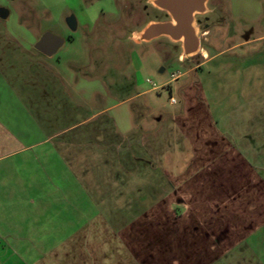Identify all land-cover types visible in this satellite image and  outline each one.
Segmentation results:
<instances>
[{"label": "crops", "instance_id": "1", "mask_svg": "<svg viewBox=\"0 0 264 264\" xmlns=\"http://www.w3.org/2000/svg\"><path fill=\"white\" fill-rule=\"evenodd\" d=\"M13 38L0 30V264H264V87L217 120L202 84L183 115L120 130L115 104L89 115Z\"/></svg>", "mask_w": 264, "mask_h": 264}, {"label": "rangeland", "instance_id": "2", "mask_svg": "<svg viewBox=\"0 0 264 264\" xmlns=\"http://www.w3.org/2000/svg\"><path fill=\"white\" fill-rule=\"evenodd\" d=\"M156 1L0 0L10 14L0 17V30L71 80L69 90L77 92L89 115L90 108L115 104L109 115L120 130L141 118L160 127L172 114L183 115L186 96L202 91V84L217 120L235 106L236 92L264 87L263 66L241 68L248 61L264 62V0H205L203 13L194 15L199 49L192 55L182 41L166 36L141 43L132 39L149 25L170 21ZM70 15L77 20L75 32L66 24ZM47 32L65 39L50 59L31 48Z\"/></svg>", "mask_w": 264, "mask_h": 264}, {"label": "water", "instance_id": "3", "mask_svg": "<svg viewBox=\"0 0 264 264\" xmlns=\"http://www.w3.org/2000/svg\"><path fill=\"white\" fill-rule=\"evenodd\" d=\"M205 0H157L155 6L165 11L170 17V21L149 25L142 32L145 33V41L166 36L174 41H182L183 49L188 55L196 53L199 49V40L196 29L193 26L194 15L203 13ZM9 11L0 8V17L6 20ZM68 28L75 32L77 30V20L74 15L66 18ZM133 39V37H132ZM141 43V42H140ZM65 39L47 32L34 45V48L41 54L52 57L64 46Z\"/></svg>", "mask_w": 264, "mask_h": 264}, {"label": "bare ground", "instance_id": "4", "mask_svg": "<svg viewBox=\"0 0 264 264\" xmlns=\"http://www.w3.org/2000/svg\"><path fill=\"white\" fill-rule=\"evenodd\" d=\"M196 31V30H195ZM145 36L146 34L145 33H136L134 36H133V40L137 43H140V42H145ZM205 55V54H204Z\"/></svg>", "mask_w": 264, "mask_h": 264}, {"label": "flooded vegetation", "instance_id": "5", "mask_svg": "<svg viewBox=\"0 0 264 264\" xmlns=\"http://www.w3.org/2000/svg\"><path fill=\"white\" fill-rule=\"evenodd\" d=\"M167 17L169 18L168 14H167Z\"/></svg>", "mask_w": 264, "mask_h": 264}]
</instances>
